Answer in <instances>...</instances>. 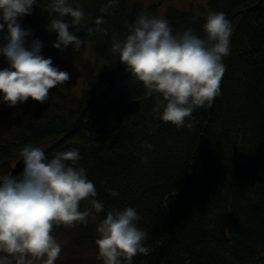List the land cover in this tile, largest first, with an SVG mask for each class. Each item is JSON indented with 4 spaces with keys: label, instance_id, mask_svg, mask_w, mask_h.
<instances>
[{
    "label": "trees",
    "instance_id": "16d2710c",
    "mask_svg": "<svg viewBox=\"0 0 264 264\" xmlns=\"http://www.w3.org/2000/svg\"><path fill=\"white\" fill-rule=\"evenodd\" d=\"M70 2L85 14L77 35L91 43L94 73L80 94L49 92L44 103L29 98L22 106L0 108V175L22 172L11 173V166L25 144L43 145L49 157L78 148L77 166L86 169L105 211L86 226L54 227L57 240L97 248L96 225L107 210L133 207L150 248L133 264H264V0H209L208 6L191 3V9L166 5L162 18L173 32L203 35L213 12L226 13L233 28L221 94L210 109L193 113L191 128L180 129L159 119L153 100L112 50L139 15L158 17L160 2L142 9L119 0L107 13L100 9L108 0ZM50 7L51 0H37L21 24L31 30L29 42L38 38L59 51L53 47L56 33L46 30ZM101 16L99 28L106 32L95 24ZM87 207L81 202L82 211Z\"/></svg>",
    "mask_w": 264,
    "mask_h": 264
},
{
    "label": "clouds",
    "instance_id": "9594fccd",
    "mask_svg": "<svg viewBox=\"0 0 264 264\" xmlns=\"http://www.w3.org/2000/svg\"><path fill=\"white\" fill-rule=\"evenodd\" d=\"M118 2L108 0L100 11L107 13ZM36 4L37 0H0V57L7 64L0 68V103L10 108L29 98L44 103L50 89L70 79L51 58L43 57L40 39L28 41L31 30L21 21L32 15ZM47 13L46 30L56 33L53 47L63 51L71 45L78 53L83 41L77 33L84 12L70 0H51ZM104 23L103 16L95 19L99 31H107L99 28ZM232 31L224 12L206 17L203 35L192 29L173 32L167 19L141 14L112 50L153 100V112L162 122L191 128L193 113L210 109L221 94ZM79 160L78 148L49 157L42 148L25 144L18 159L24 165L22 172L0 175V264H55L63 244L52 235L54 227L86 226L90 217L105 211L86 169L77 166ZM146 161L147 156L140 157L141 163ZM106 191L112 197L119 195L114 189ZM83 201L89 207L82 211ZM140 219L133 207L107 210L96 225L95 244L102 264H133L134 257L150 254L149 234L139 227Z\"/></svg>",
    "mask_w": 264,
    "mask_h": 264
},
{
    "label": "rangeland",
    "instance_id": "374dc122",
    "mask_svg": "<svg viewBox=\"0 0 264 264\" xmlns=\"http://www.w3.org/2000/svg\"><path fill=\"white\" fill-rule=\"evenodd\" d=\"M134 6L147 8L152 2H160L158 18L164 15L166 5L174 3L175 5L184 8L191 9V3L195 5L205 4L208 6L209 0H130ZM73 31V30H72ZM83 45L80 51L74 52L71 45L63 51H54L50 45L43 43L41 54L44 58L51 57L53 64L58 67L59 70L69 73V81L54 87L49 90L51 93L65 92L69 95L80 94L82 88L87 85L91 76L94 73V57L92 53V46L89 40H82ZM63 87L65 90H63ZM24 104V103H23ZM18 104L16 107L22 106ZM6 107L5 104L0 103V108ZM44 148L43 145L38 146ZM58 241L63 244L62 251L55 264H102V261L98 259L97 248L92 244L87 243L85 245H78L74 241H69L65 237H61ZM39 264V262H37Z\"/></svg>",
    "mask_w": 264,
    "mask_h": 264
},
{
    "label": "water",
    "instance_id": "95a60500",
    "mask_svg": "<svg viewBox=\"0 0 264 264\" xmlns=\"http://www.w3.org/2000/svg\"><path fill=\"white\" fill-rule=\"evenodd\" d=\"M109 82H110V85H112L114 83V80L111 78V79H109ZM18 159H19V157H18ZM18 159H16L14 164L11 166V173H13V174H17L23 170V167H24L23 162L18 161Z\"/></svg>",
    "mask_w": 264,
    "mask_h": 264
}]
</instances>
